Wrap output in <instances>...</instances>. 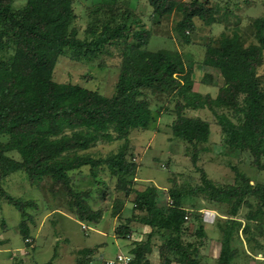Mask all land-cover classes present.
I'll return each instance as SVG.
<instances>
[{
	"label": "trees",
	"instance_id": "1",
	"mask_svg": "<svg viewBox=\"0 0 264 264\" xmlns=\"http://www.w3.org/2000/svg\"><path fill=\"white\" fill-rule=\"evenodd\" d=\"M14 4L15 0H0V191L21 212V232L27 240L31 230L26 223V207L35 203L25 202L3 187L8 177L17 172L25 173L33 185L46 178L62 184L70 196L69 212L81 222L97 224L105 210L94 209L90 199L94 194L105 197L101 187L106 183L99 176L108 168L110 177L117 178L111 215L122 221L117 233L131 241L133 247L128 252L135 255V264H152L149 254L154 251L151 240L156 235L166 240L159 247L162 258L171 252L175 254L174 261L194 264L192 257L199 247L184 243L186 198L194 200L204 194L212 202L231 205L232 214L248 200L259 198L257 212L248 217L264 220V184H252L244 173L239 174L235 184L218 185L205 178L204 183L190 190L172 187L169 194L173 202L161 205L159 188L139 181V163L128 158L134 130L153 128L156 115L162 113V108L155 111L152 107L147 92L151 90L155 95L178 98L175 114L167 111L175 116L172 138L192 146L195 163L201 145L210 141L212 129L209 121L191 117L187 110L208 108L217 117L224 142L248 151L254 164L264 169V85L259 77L264 63V15L251 24L254 42L248 44L238 31L224 30L205 45L204 65L218 69L224 81L214 97L195 90V69L187 66L179 50H150L152 30L142 25L135 29L131 17L116 23L114 15L107 19L96 16L85 38H81L74 0H27L20 10ZM150 5L156 23L177 18L173 29L188 44L194 41L189 34L197 30L196 18L211 27L222 23L217 16L220 8L204 0H150ZM102 10L97 7L98 12ZM112 47L121 51L119 81L113 96L78 83L56 81V66L67 49L72 50L76 60L94 61L102 55H112ZM6 52L12 53L5 56ZM202 81L211 83L212 76L206 74ZM4 136L9 141H4ZM101 139L125 141L111 157L81 153ZM8 152H17L20 158ZM87 165L96 187L78 191L76 174ZM126 202L134 208L125 219L122 212ZM205 222L202 215L197 232L200 245L207 236ZM135 224L151 228L146 241L139 240ZM234 234L235 224L225 229L218 264H231L237 256L231 247Z\"/></svg>",
	"mask_w": 264,
	"mask_h": 264
},
{
	"label": "rangeland",
	"instance_id": "2",
	"mask_svg": "<svg viewBox=\"0 0 264 264\" xmlns=\"http://www.w3.org/2000/svg\"><path fill=\"white\" fill-rule=\"evenodd\" d=\"M74 1L77 13L76 25L81 38H85L87 29L96 16L107 19L110 15H114L116 23L131 17V23L135 29L138 30L142 25L152 30L150 50L190 51L186 63L188 67L193 66L195 69L194 78L197 81L195 90H200L203 94L212 92L214 95L217 94V89L206 88L199 83L206 74L211 75L212 80L223 81L217 69L208 68L202 63L206 52L205 45L217 38L224 30L230 33L238 31L248 44L254 42L251 24L257 17L264 15V0H204L210 6L220 8L217 16L222 19V23L211 27L203 20L196 18L197 30L189 34L193 36L195 43L188 44L181 40L173 29L177 19L175 16L156 23L153 19L150 0ZM26 2L27 0H15V8L20 10ZM98 6L103 8L101 12L97 11ZM106 13L108 15H105ZM112 50V55H102L94 61H80L72 57L71 49H67L56 66V81L78 83L99 91L105 96H113L117 92L119 81L121 51L116 47H112ZM10 53L12 52H6L5 56ZM259 77L264 85V63L259 68ZM147 92L152 107L155 111L162 108L163 115L161 120H159L160 116L156 115L154 130L136 129L131 135L128 158L138 162L141 167L140 171L139 169L137 171V178L150 177L153 180L148 183L151 184H166L170 187L169 189L184 186L190 190L204 183L205 178L218 185L235 184L239 174L244 173L252 184H264V169L254 164L248 151L235 149L224 142V135L217 117L208 108L187 110L189 116L201 117L209 121L212 129L210 141L201 145L199 159L195 163L193 159L195 151L192 146L172 138L171 125L175 116L171 114H175L178 98L174 96L171 98L168 94L160 95L163 96L161 98L151 90ZM3 140L9 141V137L4 136ZM124 141L101 139L90 150L81 151V153L91 154L97 158L111 157L119 152ZM8 154L17 159L20 158L17 152H8ZM81 170L84 173L79 176V182L75 183L76 189L78 191L92 189L96 186V182L91 174L90 166H84ZM100 178L106 183L101 187L102 192L105 191V197L99 195V199L93 202L95 197L92 196L90 203L94 209L111 213L117 195L114 190L117 178L110 177L108 168L100 171ZM3 187L15 197L25 202L35 203L36 206L26 207L28 213L26 223L31 230L27 240L21 232V223L24 221L21 212L10 204L8 198L0 191V264H46L49 262L52 264H102L105 256H116L119 252L118 247L107 238L109 251L107 252L106 245L101 249V255L94 257L89 252L88 246L94 245L95 241L92 239L97 237L95 232L91 228L85 231L81 225L71 219L59 217V210L69 212L67 203L70 201V196L62 184L56 185L50 178H46L39 185H33L25 173L17 172L8 177ZM190 199L186 198L184 201V207L187 208L188 213L184 243L191 244L193 248L199 247L198 253L193 254L192 257L194 264H218L225 229L232 224H235V234L231 247L232 250L237 251V256L231 264H264V220L262 218L258 221L251 220L248 217L250 213L257 212L259 198L254 197L251 201L248 200L235 214L231 213V205L212 202L204 194H199L194 200ZM160 204L167 205L162 202ZM130 207L129 211L122 212L123 218L126 219L132 215L134 205ZM206 210L213 212L212 221L205 222L207 236L203 245H200L201 238L197 232ZM204 220L206 221L205 216ZM121 222L118 221L117 225ZM107 224L108 222L105 221L104 226ZM90 226L95 227L96 224H90ZM133 229L141 232L145 241L151 232L150 227L136 224L133 225ZM55 235L58 236L55 237ZM151 243L156 248V256L153 258L156 264H170L171 261L172 264H180L174 261L175 254L171 252H168L165 258L161 257L159 247L164 245L166 240L160 235L154 236ZM128 246L133 247L132 243Z\"/></svg>",
	"mask_w": 264,
	"mask_h": 264
},
{
	"label": "crops",
	"instance_id": "3",
	"mask_svg": "<svg viewBox=\"0 0 264 264\" xmlns=\"http://www.w3.org/2000/svg\"><path fill=\"white\" fill-rule=\"evenodd\" d=\"M195 42H193V43H191V44H194ZM183 55H184V58H185V62H186V60L188 61V57L190 56V51H182V50H179ZM205 51H206V49H205ZM205 55H206V52H205ZM191 57H193V56H191ZM204 59H205V56H204V58H203V61H204ZM203 63V62H202ZM187 64V63H186ZM196 65V64H195ZM208 68H211V69H215L216 70V68H213V67H211V66H207ZM218 70V69H217ZM219 71V70H218ZM194 75V74H193ZM215 78V77H214ZM197 82V81H196ZM196 82H195V84H196ZM200 83V86H204V87H206V88H211V89H217V94L216 95H214L212 92H209L210 94H212L214 97H216L217 95H218V92H219V88H220V86L224 83V81H222V82H217V81H215V80H212V82L211 83H205L204 81H200L199 82ZM219 87V88H216V87ZM199 92H201L202 93V91H200V90H198ZM206 94H208V93H206ZM161 115H163V114H160V115H158V117L160 116V118H159V120H161ZM154 125V124H153ZM154 127H155V125L153 126V128H151L152 130H154ZM158 127V125L156 126V128ZM150 130V129H149ZM140 169H141V167L139 166V171H140ZM84 170V169H83ZM83 170H81V171H79L78 172V174H76V177H75V183L77 184L78 182H79V176H81L84 172H83ZM139 180H141V182L143 181V182H146V183H148V182H151L150 180H153L152 178H150V177H145V176H143L142 178H140ZM158 188H159V190H158V202L160 203V202H162L163 204H167V205H169V204H171V201L173 200L171 197H170V194H169V186L167 185L166 186V184H157V183H154ZM96 186H94V188H95ZM103 187V186H102ZM93 197H95L94 199H93V202L94 201H96L97 199H99V194H94L93 195ZM190 200H192V199H190ZM189 200V201H190ZM162 205V204H161ZM130 203L129 202H126V205H125V208L123 209V212H127V211H129L130 210ZM186 208V207H185ZM187 209V208H186ZM56 212V211H55ZM58 212V211H57ZM59 217H62V218H65L66 220H68V219H71L72 221H74V222H76L77 224H79V225H81L82 226V228L86 231L87 229H92L94 232H95V236H97L95 239H92L93 241H95V242H93V244L94 245H92V243L90 244V245H92V246H88V249H91V252H92V254H93V256L94 257H97L98 255H101V249L103 248V247H105L106 245V248H107V252L109 251L108 250V247H109V242L108 241H112L114 244V246H117L118 247V250H119V252L120 251H129L131 248L128 246L130 243H131V241H127V240H125L124 238H121L120 236H119V234L117 233V223H118V221H120V218H118V216L117 217H113L112 215H111V213H108V212H105L104 211V216H103V218H102V220L99 222V223H97L96 224V226L95 227H91L90 226V224L91 223H86V222H81L80 220H78L77 218H76V216L75 215H73L72 213H70V212H66V211H63V210H59ZM57 215V214H56ZM56 221H58L59 222V220L58 219H56ZM105 221H107L108 222V224L106 225V226H104V222ZM57 223V222H56ZM58 224V223H57ZM136 225H141V226H146V225H144V224H136ZM146 227H149V226H146ZM151 231V230H150ZM136 233H137V235H139V240L140 241H145V240H143V235H142V233L141 232H139V231H137L136 230ZM56 236H58V235H55V237ZM108 238V241H106V239ZM127 242H128V245H127ZM105 248V249H106ZM118 252V253H119ZM102 253H104V252H102ZM155 253H156V248H154V251H153V256H152V253L151 254H149V258H150V260H151V263L152 264H156V262H154V260H153V258H154V256H156L155 255ZM112 256V255H111ZM105 256V258L104 259H109V258H113V257H115V256ZM157 260H158V262L160 261L159 260V258L157 257Z\"/></svg>",
	"mask_w": 264,
	"mask_h": 264
},
{
	"label": "built area",
	"instance_id": "4",
	"mask_svg": "<svg viewBox=\"0 0 264 264\" xmlns=\"http://www.w3.org/2000/svg\"><path fill=\"white\" fill-rule=\"evenodd\" d=\"M173 201H171L172 203ZM212 211L206 210L204 212V216L206 221H212ZM188 218V216H187ZM135 255L127 252V251H120L117 255L113 258L105 259L102 264H135Z\"/></svg>",
	"mask_w": 264,
	"mask_h": 264
}]
</instances>
